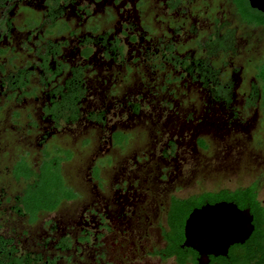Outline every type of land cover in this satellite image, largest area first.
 Listing matches in <instances>:
<instances>
[{
	"label": "flooded vegetation",
	"instance_id": "flooded-vegetation-1",
	"mask_svg": "<svg viewBox=\"0 0 264 264\" xmlns=\"http://www.w3.org/2000/svg\"><path fill=\"white\" fill-rule=\"evenodd\" d=\"M0 121L41 153L0 158V218L25 219L16 233L0 223V264H264V215L225 188L190 192L186 169L200 152L259 151L264 165V11L251 0H0ZM23 161L35 176L17 177ZM44 175L61 188L33 215ZM222 201L255 229L203 259L186 223Z\"/></svg>",
	"mask_w": 264,
	"mask_h": 264
},
{
	"label": "rangeland",
	"instance_id": "rangeland-1",
	"mask_svg": "<svg viewBox=\"0 0 264 264\" xmlns=\"http://www.w3.org/2000/svg\"><path fill=\"white\" fill-rule=\"evenodd\" d=\"M13 109V105H10L8 107L9 112H11ZM1 124L5 123H2L0 121V125ZM22 129L23 130L19 132L16 131L14 133L9 131H0V140H3L4 142L0 145V158L7 157V153H10V155L12 154L14 157L28 153L30 158L35 160L37 159L38 161V158L41 157V153L40 150L35 146V142H33L34 136H32L30 139L25 138L24 131L26 129ZM11 134L12 136H9ZM8 138L13 140V142L9 143L10 140H8ZM258 153L260 152H255L253 155L248 154L247 151L243 153V155H241L242 157L231 158L232 156H230V158H222V160L220 159L221 157L219 159L214 158L215 155L209 152H207L206 154L205 152H200L197 155H192V158H190L188 165L186 166V169L191 168L190 170L192 171V173H190V176L192 175V186H188V189H190L189 191L194 192L199 188L207 190H218L221 188L234 190L236 188L253 185L254 187H257L260 190L259 199L264 202V178L259 181V179L261 178V171L264 172V165L259 164V161L257 160ZM83 162L84 166H87L88 160H79V164H83ZM66 166L67 169L71 172V174L73 173V171H75L73 167L74 165L69 164ZM5 167L6 165L0 166V169H2L0 172L2 174H5V171H7ZM77 180L80 184L79 187H82V185L87 184V182L81 177ZM5 181L6 180H4L3 182ZM255 181H258V183H256ZM13 183L14 184L11 187H14L15 190L21 188L22 186L21 183ZM185 192L186 189L184 190V192H182V194ZM3 207L6 208V205H4ZM45 217L46 216H42L39 222H42ZM0 223L4 227V230L10 225L12 226L14 223L13 229L16 233L22 230L23 224H25V219H23L22 217H18L17 215L12 216L11 211L5 210L0 218ZM26 225H28L27 222ZM40 226L39 224L36 227H32V225H30L28 226V228L31 231V234L34 235L36 234L35 231L40 228Z\"/></svg>",
	"mask_w": 264,
	"mask_h": 264
},
{
	"label": "water",
	"instance_id": "water-1",
	"mask_svg": "<svg viewBox=\"0 0 264 264\" xmlns=\"http://www.w3.org/2000/svg\"><path fill=\"white\" fill-rule=\"evenodd\" d=\"M255 7L264 11V0H251ZM230 212L234 217L230 224L225 227L231 229L237 226L240 227L239 233H231L227 238L223 239L222 243V230L221 225L214 224L213 215H222V212ZM218 218V217H217ZM241 218L243 221H235ZM253 215L250 209H241L237 204L228 201H222L216 204H207L202 208L195 209L185 227L184 246H190L198 250L202 254V258L208 257L210 254L226 255L231 245L236 243H245L252 235L255 225L253 223ZM210 221V222H209ZM235 221V222H234ZM203 223V225L201 224ZM239 223V224H238ZM241 223V224H240ZM218 226V228H217ZM200 230L201 233H200ZM229 233V229H227ZM211 244L214 249L211 248ZM201 258V259H202Z\"/></svg>",
	"mask_w": 264,
	"mask_h": 264
},
{
	"label": "trees",
	"instance_id": "trees-1",
	"mask_svg": "<svg viewBox=\"0 0 264 264\" xmlns=\"http://www.w3.org/2000/svg\"><path fill=\"white\" fill-rule=\"evenodd\" d=\"M48 169V168H47ZM51 169V167H50ZM48 169L49 174H51V170ZM16 175L17 177H21L24 175L26 178L31 176H35V171L25 162H21L16 166ZM53 173V172H52ZM45 176V175H44ZM40 177L33 181L29 186V196L27 197L28 202L26 203V207L28 211H30L33 215L42 208L43 205L46 204L45 200L49 198V191L51 188L60 187L59 183H55V180L52 176ZM222 199L233 200L240 204L243 207H250L252 212L255 213L257 218H260L264 215V208L261 205V201L258 199V188L254 186H250L248 188L238 189L237 191L231 192L226 189L222 190L220 193ZM262 221V218L259 220ZM180 233L183 235V227L178 229ZM254 236L255 240H260L262 238V233H256ZM184 239L182 236L181 241ZM179 244V243H178ZM180 247V245H178Z\"/></svg>",
	"mask_w": 264,
	"mask_h": 264
},
{
	"label": "bare ground",
	"instance_id": "bare-ground-1",
	"mask_svg": "<svg viewBox=\"0 0 264 264\" xmlns=\"http://www.w3.org/2000/svg\"><path fill=\"white\" fill-rule=\"evenodd\" d=\"M223 214L222 215H220L219 216V214H217V215H213V219H214V224L216 223L217 225H221V227H222V230H224L223 232H222V237H224V238H222V240H221V242L220 243H222L224 240L223 239H225V238H227V236L229 235V234H231V233H239L240 232V227L242 226H237L236 225V227L235 228H233V229H231V228H229L228 226L227 227H225L226 225H228V224H230V222H231V220L234 218V217H232V215H231V213L230 212H228V211H226V212H222ZM218 217V218H217ZM235 221H243V220H241V218H237ZM234 221V222H235ZM210 222V221H209ZM202 225H203V223H201ZM239 224V223H238ZM241 224V223H240ZM217 228H218V226H217ZM227 229H229L230 231H229V233H228V231H227ZM201 231L202 230H200V233H201ZM211 248H213L214 249V247H213V245L211 244Z\"/></svg>",
	"mask_w": 264,
	"mask_h": 264
}]
</instances>
